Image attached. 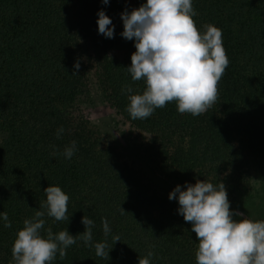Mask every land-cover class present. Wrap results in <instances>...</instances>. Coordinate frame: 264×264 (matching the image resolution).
<instances>
[{"label":"trees","instance_id":"1","mask_svg":"<svg viewBox=\"0 0 264 264\" xmlns=\"http://www.w3.org/2000/svg\"><path fill=\"white\" fill-rule=\"evenodd\" d=\"M146 0H0V264L12 261L23 221L40 210L44 189L58 186L69 196V221L45 216V229L85 231L94 222L93 242H103L107 218L109 259L77 239L65 259L52 264H196L199 241L191 222L159 192L150 171L184 188L197 180L224 183L230 210L253 207L264 188V0H192L198 30H222L230 61L218 84V100L199 116L180 114L175 101L147 119L126 111L133 94L145 90L126 68L136 51L126 40L121 13ZM114 25V38L98 34V12ZM79 62L77 71L74 64ZM77 71V74H73ZM126 125L125 146L109 140L80 114L89 80ZM63 127L61 138L57 130ZM77 151L65 159V146ZM55 152V155L52 153ZM185 189V188H184ZM186 190V189H185ZM121 208L125 211L122 213ZM237 218V216H234ZM258 221H264V212ZM119 235L115 244L112 236ZM154 246V247H153Z\"/></svg>","mask_w":264,"mask_h":264},{"label":"clouds","instance_id":"2","mask_svg":"<svg viewBox=\"0 0 264 264\" xmlns=\"http://www.w3.org/2000/svg\"><path fill=\"white\" fill-rule=\"evenodd\" d=\"M102 3L107 5L109 0ZM196 15L192 0H146L139 8L121 13L124 30L120 35L134 40L136 48L126 71L133 82L143 80L146 85L142 94H133L131 85L122 89L128 93L126 111L133 120L147 119L172 101L180 114L192 116L205 113L217 102L218 84L230 61L223 47L222 30L205 24L201 33L193 19ZM97 25L98 34L114 38V25L103 10L98 12ZM74 68L79 70V62ZM63 132V127L57 130L58 139ZM76 151V141H72L62 154L71 159ZM184 188L177 185L168 198L178 201V214L191 222V231L196 233V264H264V221L233 219L244 214L230 210L222 182L213 185L197 180L195 184L185 182ZM44 193L46 200L40 202V210L25 219L23 228L16 233L10 264H52L57 254L63 260L77 239L94 247L97 257L109 259L112 248L109 249L107 238L112 230L107 218H102L103 242H93L94 222L87 216L81 220L83 233L73 236L67 229L53 233L49 227L46 238L42 236L45 216L69 221V196L58 186H48ZM0 219L4 227H11L6 212H0ZM112 241L120 242L119 235L112 236ZM153 256L149 251L146 257H139L138 264H151Z\"/></svg>","mask_w":264,"mask_h":264},{"label":"rangeland","instance_id":"3","mask_svg":"<svg viewBox=\"0 0 264 264\" xmlns=\"http://www.w3.org/2000/svg\"><path fill=\"white\" fill-rule=\"evenodd\" d=\"M71 113L74 118H78V115L80 114L90 123L99 128L100 131L105 134L107 139L121 145L122 147L125 146V131L127 126L122 125L120 118L115 114L114 110H112L109 105L104 102L102 94L94 82V76H91L89 80V97L83 100L79 111L78 107H76ZM150 176L159 192L167 197L169 196V193L177 185H179L166 180L154 171H150ZM181 188L182 190H185L182 186ZM172 201L178 209V201ZM251 202L255 206L245 207V211L242 212L244 217H233V219H250L258 221L260 214L264 212V188H262L260 192L259 200H257L256 197Z\"/></svg>","mask_w":264,"mask_h":264}]
</instances>
